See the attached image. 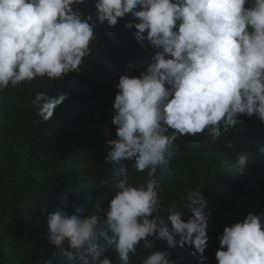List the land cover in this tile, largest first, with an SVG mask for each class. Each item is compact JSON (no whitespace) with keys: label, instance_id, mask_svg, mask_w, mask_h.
Wrapping results in <instances>:
<instances>
[{"label":"clouds","instance_id":"obj_1","mask_svg":"<svg viewBox=\"0 0 264 264\" xmlns=\"http://www.w3.org/2000/svg\"><path fill=\"white\" fill-rule=\"evenodd\" d=\"M120 20L151 52L138 76L129 73V63L118 77L115 133L105 142L104 162L121 169L133 162L147 179L136 184L117 172L103 215L69 213L67 198L50 212L42 204L47 241L73 264H113L101 255L102 247L115 252L120 264H133L143 250L150 251L140 264H178L169 251L177 246L205 264L213 214L205 211L206 198L189 192L191 214L172 206L162 216L156 174L171 171L180 137L206 132L216 143L221 130H233L242 115L264 123V0H0V92L37 78L55 82L79 74L92 55L97 28ZM48 91H36L32 100L44 122L69 95L50 97ZM233 167L243 174L248 154H239ZM107 184L100 179V187ZM217 239L216 264H264V211L247 212ZM156 240L168 248L154 249Z\"/></svg>","mask_w":264,"mask_h":264},{"label":"trees","instance_id":"obj_2","mask_svg":"<svg viewBox=\"0 0 264 264\" xmlns=\"http://www.w3.org/2000/svg\"><path fill=\"white\" fill-rule=\"evenodd\" d=\"M93 12L90 6H79ZM127 19V17L125 18ZM120 20L115 27L106 24L96 30L93 52L85 58L81 72L70 73L53 82L37 78L0 92V264H73L47 241L45 215L39 206L54 208L67 198V211L81 215H103L114 192L116 173L127 175L136 184L147 179V171L136 172L133 162L119 166L104 162L106 141L114 138L113 101L118 77L129 63L131 75H139L150 59L149 47L135 41L132 31ZM68 93L53 118L39 120L32 100L36 91ZM211 143L205 132L196 137H180L175 143L178 155L171 171L158 170L160 214L166 216L175 206L185 217L189 192L201 191L207 200L205 211L213 214L208 223L210 240L205 264H216L217 236L223 228L242 220L247 212L264 211V123L255 116H240L233 130ZM231 143L232 148L226 145ZM247 153L249 168L241 174L233 165L239 154ZM233 170L232 173L228 171ZM122 178V176L120 177ZM100 179L108 184L100 187ZM103 244V240L100 241ZM140 248L143 249L141 242ZM156 240L154 249H167ZM133 256V264L147 254ZM178 264H197L188 247L169 249ZM102 256L120 264L115 252L102 247Z\"/></svg>","mask_w":264,"mask_h":264}]
</instances>
